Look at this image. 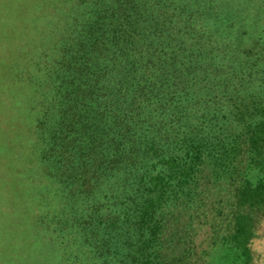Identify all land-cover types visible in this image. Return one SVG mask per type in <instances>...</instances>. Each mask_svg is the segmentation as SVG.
Returning <instances> with one entry per match:
<instances>
[{
  "label": "trees",
  "instance_id": "trees-1",
  "mask_svg": "<svg viewBox=\"0 0 264 264\" xmlns=\"http://www.w3.org/2000/svg\"><path fill=\"white\" fill-rule=\"evenodd\" d=\"M263 8L91 0L75 14L37 134L47 176L76 210L68 232L103 262L154 264L161 211L194 195L206 170L233 183L229 243L249 264L245 209L264 204V60L234 28L245 15L261 26Z\"/></svg>",
  "mask_w": 264,
  "mask_h": 264
},
{
  "label": "rangeland",
  "instance_id": "rangeland-1",
  "mask_svg": "<svg viewBox=\"0 0 264 264\" xmlns=\"http://www.w3.org/2000/svg\"><path fill=\"white\" fill-rule=\"evenodd\" d=\"M88 5L91 0H0V264H108L76 227L68 232L76 210L59 181L47 176L37 134L46 121L47 88L51 95V79L59 77L60 41ZM245 16L235 38L257 46L255 56L264 60V13L255 17L262 28ZM207 174H198L194 195L161 211L154 264H243L228 237L233 183ZM245 211L255 227L249 264H264V204Z\"/></svg>",
  "mask_w": 264,
  "mask_h": 264
}]
</instances>
